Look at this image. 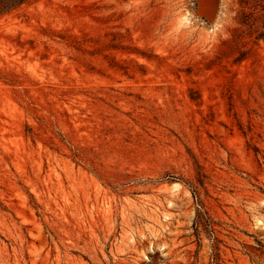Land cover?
I'll return each instance as SVG.
<instances>
[{
  "label": "rangeland",
  "instance_id": "rangeland-1",
  "mask_svg": "<svg viewBox=\"0 0 264 264\" xmlns=\"http://www.w3.org/2000/svg\"><path fill=\"white\" fill-rule=\"evenodd\" d=\"M0 264H264V0L0 12Z\"/></svg>",
  "mask_w": 264,
  "mask_h": 264
},
{
  "label": "trees",
  "instance_id": "trees-1",
  "mask_svg": "<svg viewBox=\"0 0 264 264\" xmlns=\"http://www.w3.org/2000/svg\"><path fill=\"white\" fill-rule=\"evenodd\" d=\"M25 1L26 0H0V12L14 8V7L22 4ZM200 207H201V210L197 211L196 219L194 220L195 227L206 226V225L210 226V218H209L207 212L203 209L202 206H200ZM195 229H196V231L198 230L197 228H195Z\"/></svg>",
  "mask_w": 264,
  "mask_h": 264
},
{
  "label": "bare ground",
  "instance_id": "bare-ground-1",
  "mask_svg": "<svg viewBox=\"0 0 264 264\" xmlns=\"http://www.w3.org/2000/svg\"><path fill=\"white\" fill-rule=\"evenodd\" d=\"M189 19V16L187 14H182V16H180V20L181 21H188ZM180 184L178 182H174L172 184V188L174 189H177V187L179 186ZM165 217H168V215H165Z\"/></svg>",
  "mask_w": 264,
  "mask_h": 264
}]
</instances>
